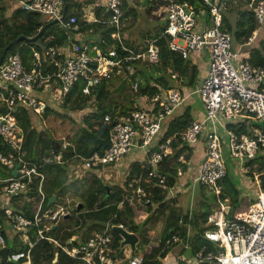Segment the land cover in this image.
Wrapping results in <instances>:
<instances>
[{"label": "built area", "instance_id": "2783aa9c", "mask_svg": "<svg viewBox=\"0 0 264 264\" xmlns=\"http://www.w3.org/2000/svg\"><path fill=\"white\" fill-rule=\"evenodd\" d=\"M10 1L24 11L57 20V24L66 32H78L75 17L61 20L66 0ZM150 1L164 4L160 6L165 16V29L161 36L168 39L169 51L189 60L195 54L209 49L206 77L198 81L194 92L182 94L180 89H160L151 96L133 99L135 106L141 103L144 107H138V110L135 107L125 117L118 119L109 133L103 153L96 152L88 158L76 156L80 161L79 168L72 174L77 176L80 171H96L99 167L114 166L126 155L141 150L146 158L143 165L145 173L142 171L139 177H135L137 185L129 203L137 200L142 206L149 205L147 192L151 188L159 189L164 201H169L176 198L178 188L184 186L179 179L184 171L178 169L177 183L170 186L167 175L162 171L163 163L175 151L184 147L193 148L203 138L206 155L192 184L219 196L222 192L220 182L227 172L221 151L224 139L229 156L237 165V172L244 177L251 173L249 162L259 153H263L264 158V67L240 60L239 51L233 47L231 34L223 29L227 0H199L201 6L198 7L177 0ZM122 3L123 0H105L95 5V8H104L108 18L103 23L113 28L110 35L112 44L99 41L105 46L104 50L97 45L73 42L70 39L76 34L70 36L67 33L68 41L64 45L49 47L42 53L34 52L28 67L17 54L9 55L0 65V145L5 147L0 152V165L9 172L7 179L0 180L4 184L0 210L5 217L6 232H21L23 244H28L31 250L34 243H29L27 231L32 227L38 228L35 243L41 240L52 243L69 258L76 260V264H121L123 261L141 264L143 253L137 249L129 259L128 248L121 259L122 252L117 255L119 248H113L114 234L108 230V224L102 232L93 233L85 242L75 246H63L58 240L46 235L55 228L52 219L56 214L58 218H63L69 213L61 207L41 212L46 201L44 186L47 181L42 169L65 166L73 159H64L63 152L69 146L66 142L58 145L57 151H48L36 161L28 158L23 147V131L15 114L17 108L23 107L40 116L46 108V101L54 105L62 104L74 89L82 97H88L91 106L96 101V89L102 83L113 80H127L130 90L134 94L138 92V79L129 82V77L138 63L156 65L159 62L158 48L156 40L149 41L146 49L139 52L124 45L121 37ZM249 8L257 26H262L264 0H251ZM205 16L207 20L202 26L200 19ZM50 68L55 69V72H49ZM171 77L174 79L176 76ZM194 93L200 99L203 120L192 121L184 131L157 143L162 123ZM38 96L43 100L38 99ZM109 120L108 115L104 116L105 122ZM255 123H260L261 127ZM240 127L245 128L246 133H237ZM183 155L179 161L188 165ZM15 168L16 176L13 177L11 171ZM35 181L36 193L33 191ZM141 183L148 186L145 188ZM261 183L264 180H258V184ZM13 199L20 207L9 204ZM26 205L35 211L32 218L22 213ZM228 213L229 207L222 204L206 222L213 228L205 231L204 237L219 251L214 254H203L202 251L182 258L185 264H264V189L245 211L236 214L233 219L228 218ZM118 225L128 231L124 225ZM180 242L179 236L173 234L166 239L165 247L170 248ZM5 247L6 240L0 233V250ZM30 250H9L7 262L25 260L26 264H31Z\"/></svg>", "mask_w": 264, "mask_h": 264}, {"label": "trees", "instance_id": "16d2710c", "mask_svg": "<svg viewBox=\"0 0 264 264\" xmlns=\"http://www.w3.org/2000/svg\"><path fill=\"white\" fill-rule=\"evenodd\" d=\"M147 1H149L151 6L147 9L146 14H151L153 11L155 12L156 5H164L160 1ZM177 1L188 2L196 7L201 6L199 0ZM238 2H240V0H238ZM233 3H237L236 0H227L224 13L228 10V14L234 17L238 16V20H236V22H231L230 19L224 16L223 29L231 34L235 45L238 43H248L252 34L258 29L254 15L252 11L248 9V3L241 6L238 4L237 7H234V5H232ZM91 4H93V0L69 1L65 20L67 21L70 17H75L77 20L78 32H66L59 24L51 25L36 42H20L15 44L8 52H5L6 47L13 40L20 36L27 39L34 38L45 25L51 23L53 20L49 18L44 19V16L37 13L24 11L10 0H0V57L5 53L3 59L5 61L6 57L9 55L17 54L22 63L28 67L33 59L34 52L42 53L49 47L62 46L68 41L67 33L70 36L74 34L77 35V33L80 32L79 30L86 33L90 39H93L94 43L88 45H97L104 50L105 46L99 42L100 40H104L107 44L113 43L110 38V35L113 33V28L103 23V21L108 18L104 8L99 7L94 9H97L95 12L97 18L93 24H87L80 20L84 15L83 9ZM7 6L11 8L9 16L5 14V7ZM121 12V19L123 20L129 12L123 7ZM161 15L164 16V13L162 12ZM200 20L202 22V19ZM164 29L165 26L159 31H156L154 35L153 33H145L142 37V45L130 41V33L123 34L122 29L121 37L126 47L139 52L141 49H146L149 41L156 40L155 44L158 48L159 62L156 65H150L149 68L143 66L146 64L138 63L135 66L134 73L129 77V82H132L135 78L139 80L138 92L135 96L148 97L158 92L160 89L168 90L177 89L178 87H180L179 89L182 94H187L192 92L191 89L194 88L199 81V70L196 66L192 65L191 60H184L180 55L169 51L167 47L168 39L161 36ZM263 36L264 24L258 29L257 35L251 43L253 48H251L248 62L252 65L264 67V42H261ZM70 40L75 42L73 36ZM80 43L84 42H78V44ZM233 47L235 48V46ZM48 71L55 72V69L50 68ZM172 75L176 77L172 79ZM128 89H130V84L127 80H113L107 84L102 83L95 92V111H89L90 108H87V105L90 99L88 97H82L77 89H74L72 93L65 97L63 103L58 104V106L46 101V108L40 116L23 107L17 108L15 117L23 131V147L24 150L27 151L28 158H31L32 161H36L48 151H57L58 145L62 144L60 139L55 138L56 131L51 129L53 127H43L45 122L50 121L48 119L49 115H52L53 121L57 120L58 122L59 117H61L64 121H68L73 125V127L65 133H61L66 143L69 145L63 152L65 160L73 159V164L77 165L80 161L78 158H75L76 156L88 158L93 153H103L105 149L102 148L100 142L104 140L107 141L111 129L119 118L125 117L131 110L135 109L132 97L128 96L126 93ZM115 94L125 95L124 103L129 101L128 106H118L116 102L112 105L113 102L111 101V97ZM38 99L43 100L41 96H38ZM72 105L74 106L72 111H75L74 116L70 113H66V107ZM136 109L138 110V107H136ZM0 112H2V110H0ZM178 114L179 113L172 114L171 117L167 118L162 123L161 130L156 139L157 143H161L171 138L172 135L184 131L192 123L193 120L188 106L180 115ZM106 115L110 117L108 122L104 121V116ZM237 133H246V130L240 127ZM4 150L5 147L0 145V152ZM183 153L184 159L188 165H186V163H180L179 161ZM193 155L191 149L184 147L175 151L163 163L162 171L169 179L168 185L172 186L177 183V172L179 168L184 172L189 170L190 161L194 157ZM137 163L138 162L133 163L130 175L123 180L124 182L120 180L118 184H114L112 187L109 186L110 184L105 185L102 178L99 176L109 169L108 166L99 167L96 171L84 172L81 176V180L86 181L88 186L86 189L83 187L82 192L79 194L70 191V188L76 187V185L80 183V178L70 185L68 165H55L42 169V172L46 174L47 181L44 186L46 201L42 205L41 212L45 213L48 210L55 209V207H61L66 210L65 212L69 213L68 218H57L54 221L55 229L51 230L46 235L58 240L63 246H75L78 243L85 242L93 233L102 232L106 224H122L128 231L138 235L137 233H140L141 227L148 225L150 222L151 214L163 213L165 209H167V211L170 210L168 204H166L168 201L164 202L163 193L157 188L148 189L147 197L150 200L149 205L142 206L140 202L129 203L134 196L133 192L137 185L135 177H139L138 175L143 171V167L138 166ZM249 164L250 166L257 164L258 167L255 169L257 173H264L263 153H259ZM112 166H110V168ZM143 172L145 173V171ZM8 177L9 172L0 165V180H5ZM260 178L264 180V175H260ZM35 185L36 181L33 183L34 193H36L34 188ZM220 185L222 187L221 195L218 197L212 195V198H207L202 195V190L204 188L199 187L195 202L197 212L193 217L190 218L188 213L179 216L174 210L168 211L169 213L166 215L167 218L165 216L163 231L157 242L152 243L150 241V232L145 234L142 249H140L143 253L141 264L170 263L168 259L170 258L172 246L166 248L165 241L173 234H177L181 239L180 243H182V249L179 256L177 255L178 257L175 264H185L182 258H189L198 252L203 251V254H214L219 251L213 243L209 242L204 237V232L213 228L212 226H205L207 218L212 214L213 210L220 208V204L223 203L225 199L229 202V219H233V216L237 213L241 204L245 206V210L250 205L249 202L243 203L240 197V187L231 184L228 173H226ZM3 186L4 184L0 182V196ZM141 186L146 188L148 185L142 183ZM262 189H264V183L261 186V190ZM51 196H55L56 200L48 206V200ZM73 198L79 199V202H81V208L79 210L75 209L73 206L70 207L72 203H67L68 200H72ZM154 205H157V209H153ZM68 207L69 210L66 209ZM22 213L26 217L32 218L35 211L30 205H26L22 209ZM147 214L149 217L146 216ZM163 215H161V217ZM180 218L181 223H179ZM5 222V217L0 210V233L4 235L7 247L9 240L14 245V248L9 250L11 252L29 251V245H24V242L21 240L22 233L16 232L12 234L6 232ZM37 230L38 228L32 227L27 231L29 243H34V246L30 250L31 264H76V260L69 258L52 243L45 240L35 243ZM113 236V248L117 249L119 248V237L115 234ZM118 254H120L119 250H117V255ZM2 264H26V261L21 260L17 263L5 262ZM125 264H127V262H125Z\"/></svg>", "mask_w": 264, "mask_h": 264}, {"label": "rangeland", "instance_id": "374dc122", "mask_svg": "<svg viewBox=\"0 0 264 264\" xmlns=\"http://www.w3.org/2000/svg\"><path fill=\"white\" fill-rule=\"evenodd\" d=\"M144 2V1H143ZM142 3H138V0H123L122 3V7L125 8L127 10V12H129V14L126 16L125 19H123L121 21L122 25V29H123V34L125 33H130L129 36V40L134 42V43H138V45H142V37L145 33H153V35L155 34L156 31H159L161 28H164L165 26V16L161 15L159 11H155L154 16H157L158 18L152 20V18H150L148 15H146L147 10H145V6ZM125 4V6H124ZM122 10V8H121ZM161 10V9H160ZM5 14L6 16H9L11 13V8L9 6L5 7ZM234 12V11H233ZM225 15V14H224ZM44 19H48L46 17H44ZM259 28V27H258ZM194 57H192L190 60L192 62V65L194 63V65L197 63L198 59H193ZM146 68H149L150 65H143ZM139 82V80H138ZM142 82V81H141ZM177 86V85H175ZM180 87H178L177 89H179ZM114 90V88H113ZM196 90V86L194 88L191 89L192 92H194ZM119 93V92H118ZM126 93L128 94V96L132 97V99H135L136 97L139 98V96H135L136 93L134 94L130 89L126 90ZM199 97L198 95H196L194 93V95L192 96V99L196 100L199 102ZM125 100V95H114L111 97V101L113 102L112 105H114V102H116V104L118 106L120 105H125L128 106L129 101H127L126 103H124ZM95 103V102H94ZM199 104V103H198ZM197 104V105H198ZM73 105L66 107V113H70L71 115L74 116V112H72L73 110ZM87 108H90L89 111L93 110L95 111V106L93 105H87ZM48 119L50 120L49 122H45L43 124V127L46 128H51L52 130L56 131L55 132V138L56 139H60L62 142H66L65 138L63 137V135L61 133H65L66 131H68L69 129H71V127H73V125H71L68 121H64L61 117H59L58 122L57 120L54 122L53 121V117L52 115L48 116ZM205 145V144H204ZM192 150V149H191ZM222 151V156H223V161L226 165V169H227V173L229 176V180L231 182V184L236 185L237 187H240V191L243 192L242 193V201L243 203L246 202H250L253 201L257 194L259 188L254 187V181L257 180V178L259 177L257 171L255 170L257 167H254L251 169V171H254L253 173V177L251 175H247V177H244L242 175H240L237 172V165L234 161L231 160L230 156H229V151L226 147V140H223V147L221 149ZM196 153V151H195ZM205 155H206V147H205ZM131 155L128 154L126 155L123 159L120 160L119 163H117V165L122 164L125 165L126 162H128L127 160L129 159ZM132 162L128 163V166H131ZM188 164V163H187ZM109 169H107V171H105V173L101 174L100 177L102 178L103 183L106 185H109L110 187H112L114 184H118V182L121 180L123 181V179L127 178L128 174L130 173L129 171H127L128 169L122 170V171H118L117 166H112L110 168V166H108ZM113 168V169H112ZM112 169V170H111ZM131 167H130V171H131ZM181 172H183L181 170ZM187 180H189V178L187 177ZM124 182V181H123ZM77 186V185H76ZM88 186V183H86L84 185L85 189ZM254 187V188H253ZM75 188H70V191L72 193H77L75 191ZM83 188L81 189L82 192ZM178 194L176 195V198L174 199H170V201H168V206L169 209L168 211H172L173 207L176 210L177 207V213L182 216L186 210L187 207L190 206L189 212L188 213H196L197 208L195 205L196 202V193L199 192V186L194 183L192 184V182H186L184 183V186H180L178 188ZM255 191V193H254ZM79 192V193H81ZM202 195H204L207 198H212V195L209 193V191L204 188L202 190ZM249 195V196H247ZM134 203H138V201H133ZM166 202V201H164ZM15 204L17 207H20L19 203H15V200H10L9 204ZM178 203V204H177ZM178 205V206H176ZM228 205V203H227ZM138 206V205H137ZM179 207V208H178ZM183 209H181V208ZM153 209H157V205L153 206ZM181 210V211H180ZM245 210V206L243 204L240 205L239 209L237 212H242ZM167 211V209H165V211H163V213L161 212L160 214L163 215L161 217L160 214H151V221L149 222L148 225L141 227L140 229V233L138 232L136 235L139 239V242L137 244V249H142V245H143V237L145 236V234L147 232H150V241L152 243L157 242V240L159 239L162 231H163V227L165 224V216L169 213ZM147 217H149V215H146ZM167 218V216H166ZM157 222H156V220ZM158 223V224H156ZM127 226V225H126ZM157 227V228H156ZM182 243H179L177 246L173 245L171 248V252H170V258L168 259V261H170V263L166 262L165 264H175L177 257L179 256V253L182 249L181 246ZM8 248L9 249H13L14 245L13 243L9 240L8 241ZM128 247H125L122 254L120 255L121 259H123L124 254L127 252ZM178 255V256H177ZM125 263V261H123L121 264Z\"/></svg>", "mask_w": 264, "mask_h": 264}, {"label": "crops", "instance_id": "0c3cea01", "mask_svg": "<svg viewBox=\"0 0 264 264\" xmlns=\"http://www.w3.org/2000/svg\"><path fill=\"white\" fill-rule=\"evenodd\" d=\"M130 1V0H129ZM144 1V2H143ZM105 2V0H93V4H91L90 6H87L86 8H84L83 9V12H84V15L82 16V18L80 19L81 20V22H85V23H87V24H93V22H94V20H96V16H95V12H96V10H94L95 9V5H97V4H102V3H104ZM143 2V4H144V6H145V10H147L150 6H151V4L149 3V1H147V0H138V3H142ZM236 2L237 3H233L232 5H234V7H237V5L239 4L240 6L241 5H243V4H247V6H248V9H250L249 8V5H250V3H251V0H240V2H238V0H236ZM227 9H229V8H227ZM154 10V9H153ZM156 11H159L160 12V14H162V10H160V5H156V9H155ZM231 10H233L232 8H231ZM234 11V10H233ZM99 13V12H98ZM154 11L153 12H151V14H146V15H148L150 18H152V20H154L155 18L157 19L158 17L157 16H154ZM225 15H223V17L224 16H226L228 19H230V21L231 22H236V20H238V16H232V15H230V14H228V10H226V12L224 13ZM202 19V22H201V24H202V26L203 25H205V20H207V17L205 16L204 18H201ZM246 20H247V18H246ZM207 25V24H206ZM263 26V25H262ZM262 26H260V27H262ZM260 27L258 28V29H260ZM258 29L252 34V37L249 39V41H248V43H243V44H237V45H235V43L233 42V46H235V50H237V51H239V53H240V56H239V58H240V60H243V61H245V62H248V59H249V56H250V51H251V48H253V45L251 44L252 42H253V39L255 38V36L257 35V32H258ZM80 32L79 33H77V35H75V36H73L74 37V40H75V42H84V43H86V44H92V43H94V41H93V39L91 38H89L88 36H87V34L86 33H83L81 30H79ZM261 42H264V36L262 37V39H261ZM256 46V45H255ZM254 46V47H255ZM194 58L193 59H198V61H197V63L194 65V63H193V65L194 66H196L197 68H198V70H199V81L200 80H202L203 78H205L206 77V74H207V64H208V59H209V49H205V51H202V52H200V53H197V54H195L194 56H193ZM192 63V62H191ZM249 63V62H248ZM193 96V95H192ZM192 96H189L187 99H186V101H185V103L182 105V106H180V107H178L176 110H175V112L173 113V114H176V113H179L178 115H180V113H182L183 111H184V109L188 106L189 108H190V113H191V117H192V120L193 121H198V122H200V121H202L203 120V110H202V106H201V102H200V100H199V102L198 101H196V100H194V99H192ZM199 103V104H198ZM198 104V105H197ZM55 106H58V105H56L55 104ZM93 106H94V104H93ZM134 107H144L143 106V104L141 105V103H137L136 104V106H135V104L133 105ZM72 112H74L75 113V111H72ZM189 149H192V151H193V158L191 159V161H190V167H189V170L187 171V172H183L182 173V175H181V177H179V179H180V181H181V183H186V182H193V180L195 179V177H196V175H197V173H198V170H199V167H200V163H201V161L204 159V157H205V145H204V139L203 138H200L199 139V141H198V143L193 147V148H189ZM195 151H196V153H195ZM128 162H126V164L125 165H122V164H119V165H115V166H117V168H118V171H122V170H124L125 171V169H128L127 171H129L130 172V167L132 168V165H133V163H136V162H138L137 164H138V166H142L143 167V165H144V162L146 161V158H145V155H144V153L141 151V150H138V151H135L134 153H132L131 154V156L129 157V159L127 160ZM130 162H132V164H131V166H128V163H130ZM68 175L70 176V178H69V182H70V185H72L71 183H73V182H75L76 180H78L79 179V177H80V183L79 184H77V186H76V189H75V191L79 194V192H81V189L84 187V185L87 183L86 181H82L81 180V176L84 174V172H82V171H80L79 172V175H77V176H73V174H72V172L74 171V170H76V169H78L79 167H78V165L79 164H73V162L71 161V162H68ZM249 166H250V164H249ZM78 167V168H77ZM254 167H258L257 166V164H253L252 166H251V169L252 168H254ZM113 169V168H112ZM111 169V170H112ZM107 171V170H106ZM183 171V170H182ZM226 171H227V169H226ZM103 173H105V171L103 172ZM102 173V174H103ZM227 173V172H226ZM253 173H254V171H251V173H249L248 174V176L249 175H251L252 177H253ZM130 175V173L128 174V176ZM141 175V174H140ZM140 175H138V176H140ZM259 175V177L257 178V180L256 181H254V187H257L258 186V188H259V190H257L258 191V194H257V196L259 195V193H260V191H261V186H262V184L263 183H261L260 185L258 184V180H262L261 178H260V175H262V174H258ZM100 176V175H99ZM127 176V177H128ZM187 177L189 178V180H187ZM126 179V178H125ZM125 179H123V180H125ZM142 184V183H141ZM257 185V186H256ZM197 186V185H196ZM221 186V185H220ZM199 187H201V186H199ZM253 187V188H254ZM73 188H75V187H73ZM202 188H204V187H202ZM222 188V187H221ZM209 191V190H208ZM211 195H213L211 192H209ZM222 193V192H221ZM242 193L243 192H241V195H240V197L242 198ZM254 193H255V191H254ZM221 195V194H220ZM219 195V196H220ZM215 196V195H214ZM247 196H249V195H247ZM257 196H256V198L253 200V202H249L250 204H252V203H254L255 201H256V199H257ZM73 197V196H72ZM218 197V196H217ZM225 200H227V199H225ZM225 200H224V202L223 203H221L220 204V207H221V205L222 204H226V206H228L227 205V203H229L228 202V200H227V203H225ZM67 203L68 204H71L72 203V205H70V207H74L75 209H77V210H79L80 208H81V202H79V199H75V198H73L72 200H68L67 201ZM178 204V203H177ZM176 206H178V205H176ZM229 207V206H228ZM56 208V207H55ZM79 208V209H78ZM179 208V207H178ZM181 208V207H180ZM67 210H69V207L68 208H66ZM181 209H183V208H181ZM189 209H190V206L189 207H187L186 208V210H185V212H184V214L185 213H188L189 212ZM220 209V208H219ZM173 210L174 211H176V213H177V207H176V210L174 209V207H173ZM218 210V209H217ZM181 211V210H180ZM216 210H213L212 211V214L215 212ZM243 212V211H242ZM239 213H241V212H237L236 214H239ZM196 213H188V215H189V217L191 218V217H193L194 215H195ZM211 214V215H212ZM229 214V213H228ZM235 214V215H236ZM234 215V216H235ZM76 216H77V213H76ZM180 216V215H179ZM233 216V217H234ZM208 219V218H207ZM156 220V219H155ZM150 221H151V219H150ZM156 222H157V220H156ZM207 222V221H206ZM149 224V223H148ZM156 224H158V223H156ZM205 226H209V225H206V223H205ZM157 228V227H156ZM55 229V228H54ZM188 231H189V229H188ZM190 232V231H189ZM144 238V237H143ZM143 241V240H142ZM70 243V242H69ZM124 250V249H123ZM123 252V251H122ZM164 264H165V262H163ZM125 264V263H124Z\"/></svg>", "mask_w": 264, "mask_h": 264}, {"label": "water", "instance_id": "95a60500", "mask_svg": "<svg viewBox=\"0 0 264 264\" xmlns=\"http://www.w3.org/2000/svg\"><path fill=\"white\" fill-rule=\"evenodd\" d=\"M69 1L70 0H66V3L63 7L61 20H64L66 18ZM57 23H58L57 20H53L51 23L45 25L34 38L27 39L23 36L18 37L17 39H15L11 43H9V45L6 47L5 52H8L13 46H15V44H18L20 42H27V43L36 42L42 36V34L45 32V30L47 28H49L51 25H55ZM4 57H5V53L0 57V65L3 62ZM255 125L257 127H261L260 123H255ZM100 144H101L103 149H105L107 146V142L105 140L101 141ZM11 176H13V177L16 176V168L11 171ZM55 200H56V197L51 196L50 199L48 200L47 205L50 206V204L54 203ZM68 217H69V215H65L63 218L65 219ZM57 218H58V214L55 215V217L52 219V221H55ZM53 230H54V228H53ZM108 230H110L111 232H113L115 235H117L119 237L118 245H119V252L120 253L123 251V249L125 247L129 248L130 253H129L128 258L130 259L135 254V252L137 251V244L139 242L138 237L134 233H132L130 231H126L123 228H121L119 225H115V224H109ZM8 251H9L8 247H5V248L0 250V263L1 264L7 262Z\"/></svg>", "mask_w": 264, "mask_h": 264}, {"label": "clouds", "instance_id": "9594fccd", "mask_svg": "<svg viewBox=\"0 0 264 264\" xmlns=\"http://www.w3.org/2000/svg\"><path fill=\"white\" fill-rule=\"evenodd\" d=\"M109 225V224H108Z\"/></svg>", "mask_w": 264, "mask_h": 264}]
</instances>
